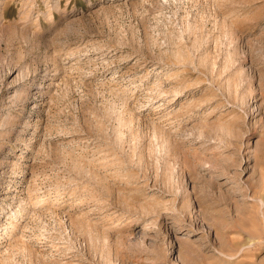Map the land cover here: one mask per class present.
<instances>
[{
  "label": "rangeland",
  "instance_id": "rangeland-1",
  "mask_svg": "<svg viewBox=\"0 0 264 264\" xmlns=\"http://www.w3.org/2000/svg\"><path fill=\"white\" fill-rule=\"evenodd\" d=\"M0 264H264V0H0Z\"/></svg>",
  "mask_w": 264,
  "mask_h": 264
}]
</instances>
